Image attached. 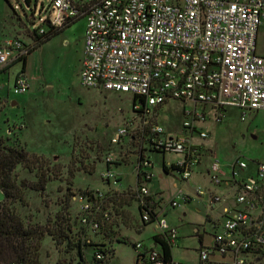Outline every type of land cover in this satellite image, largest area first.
I'll return each instance as SVG.
<instances>
[{
	"label": "built area",
	"instance_id": "built-area-1",
	"mask_svg": "<svg viewBox=\"0 0 264 264\" xmlns=\"http://www.w3.org/2000/svg\"><path fill=\"white\" fill-rule=\"evenodd\" d=\"M41 11L46 28L31 32L38 37L84 22L78 73L84 88L132 97L131 115L109 143L128 141L136 155V184L130 194L140 220L153 225L156 236L171 249L178 234L157 213V201L151 197L155 174L148 153L176 155L168 167L186 182L201 163L203 142L196 140L208 138L200 125L209 118L220 124L231 108L240 111L241 120L247 112L264 111V52H256L264 0H50ZM29 50L19 38L0 42V71L21 65ZM4 87L0 84V91ZM10 90L15 95L29 90L23 70L15 74ZM169 101L184 104L180 135L168 134L158 123V109ZM102 158L106 170L101 181L116 187L111 157ZM227 167L223 169L212 155L207 172L209 183L224 187V194L194 188L195 196L209 195L211 206L221 205L211 243L197 249L198 263L264 264V162L250 166L236 158ZM84 192L89 194L78 197L76 222L94 237L111 221L112 210L108 194ZM179 197L167 206L179 208L189 200L182 193ZM133 249L138 264H180L168 259L160 244L147 247L136 242ZM107 256L99 250L94 253L96 260Z\"/></svg>",
	"mask_w": 264,
	"mask_h": 264
},
{
	"label": "rangeland",
	"instance_id": "rangeland-1",
	"mask_svg": "<svg viewBox=\"0 0 264 264\" xmlns=\"http://www.w3.org/2000/svg\"><path fill=\"white\" fill-rule=\"evenodd\" d=\"M49 1L30 0L26 3L25 0H0V39L19 38L22 42L29 43L32 39L31 32L40 27L46 28L44 24L46 15L41 8ZM83 25L84 22L81 20L75 22L68 31H62L47 44L33 51L30 70L27 72L30 81L28 94L15 95L12 90L7 94L4 88L1 92L8 100L7 103L0 105V149L5 146L20 147L16 145L15 138L16 135L20 138L24 133L25 130L17 128V125L24 121L27 125L25 132L30 136V142L49 147L51 158H46V167L51 175L56 172L54 166L57 164L61 170L57 180L48 182L43 195L25 190L23 203L16 202L11 206L25 226L44 225L48 219L53 224L55 214L60 210L67 194H74L77 197L76 200L70 197L71 218H76L79 213L78 197L82 196L84 191L111 194V198L108 195L107 206L113 202L115 195L112 194L117 187L110 184V189L106 190L104 188L107 185L101 181V175L106 170L103 155L111 157L112 167L124 164L117 168L122 175L120 185L123 188L133 187L135 183L134 169L129 164L127 156L130 145L125 141L120 142L118 146L109 143L112 135L131 115L132 97L126 94L100 93L84 88L80 84L78 73L82 59ZM263 30L264 26H261L256 38V52L259 55L264 52ZM0 84L5 86V77L0 76ZM12 101L18 102L19 106L12 107ZM189 107V104H186V108ZM183 110L184 104L178 101L165 103L158 109L159 125L170 135L182 134ZM46 120L51 121L50 126L44 125ZM199 127L207 132L208 138L202 141L194 140L210 146L214 155L224 163L236 158L250 166L264 162V112H247L244 120H241L240 111L231 108L224 113L221 124L209 118ZM148 155L152 159L155 174L153 190L160 188L167 204L171 200L180 201L179 190L183 181L175 171L165 174L162 169V157L165 162H175L178 157L155 152H149ZM91 157L95 159L91 160ZM72 158L76 160L69 164ZM79 161L82 162V166ZM93 166L94 172L91 171ZM69 172L72 175H69ZM14 174L17 184L22 180L27 183L36 181L34 173L21 166L15 169ZM158 175H162V179H159ZM115 178L118 180V177ZM174 184L177 185L176 188ZM1 198L0 192V200ZM135 208L134 203L132 212L136 211ZM182 208L181 205L179 208L171 209L165 217L167 223L177 226L181 236L185 235V238L177 239L179 244L174 247L173 254L182 264H197V253L194 248L198 246V241L193 237L191 225L202 220L207 223V219L203 210L201 211L203 216L201 213L195 215V209L200 210L201 206L194 204L188 211L189 217L182 220L181 224L178 218ZM136 215L138 216L137 212ZM112 223L116 225L117 222L114 219ZM151 228L145 231L144 239L150 236ZM205 229L209 231L208 233L211 232V228L206 226ZM135 237L134 233L127 238L128 240L112 242L113 252L102 263L92 261V248H88L94 244H101V241H96V238L94 241L89 239L88 242L85 241L88 247H84L83 250L86 260L90 264H135L132 246ZM71 251V246L65 247L64 244L56 246L51 237L45 235L39 246L38 264H74L76 258Z\"/></svg>",
	"mask_w": 264,
	"mask_h": 264
},
{
	"label": "trees",
	"instance_id": "trees-1",
	"mask_svg": "<svg viewBox=\"0 0 264 264\" xmlns=\"http://www.w3.org/2000/svg\"><path fill=\"white\" fill-rule=\"evenodd\" d=\"M29 1L30 0H25L26 3H29ZM72 24L66 25L60 29H50L42 37H38L35 33H32L33 44L30 47L29 54ZM24 62L25 59L22 65L23 70ZM75 160L76 159L72 158L69 164H73ZM79 162L82 166V162ZM18 166H21L28 172L34 173L36 181L27 183L22 180L20 184H17L15 182L14 172ZM69 166L67 171H69ZM54 168L56 172L52 176L46 167V158L30 154L20 147L5 146L0 149V192L2 193V201L0 202V264L11 262L38 264L39 246L45 235L51 237L56 246L63 244L65 247L71 246V252L74 253L73 256L76 258L74 264H90L86 260L83 251L84 247H88L85 241L88 242L90 238L85 229L77 224L76 218H71L69 213L70 197H74V194L65 195L60 210L55 214L53 224H51L48 219L44 225L25 226L21 217H19L11 207L16 202L23 203V194L25 190L35 191L43 195L48 182L57 180L61 175L60 166L57 164ZM91 168L92 170H90L94 172V166ZM163 170L166 171V168L163 167ZM70 172L69 175H72ZM85 194L87 195L89 193L84 192L82 195ZM110 224L111 222L103 224L100 232L96 236L101 235ZM152 239L154 243L161 245L166 257L170 259L172 257L170 247L161 240L159 236L155 235ZM117 241L119 242L122 240ZM88 248H92V261L94 263L105 262L108 257L107 256L104 260H96L94 257L96 250L106 255H110V253L113 252L103 244H94ZM136 264H138L137 257Z\"/></svg>",
	"mask_w": 264,
	"mask_h": 264
},
{
	"label": "crops",
	"instance_id": "crops-1",
	"mask_svg": "<svg viewBox=\"0 0 264 264\" xmlns=\"http://www.w3.org/2000/svg\"><path fill=\"white\" fill-rule=\"evenodd\" d=\"M73 24L70 27H68L67 29H65L64 32L68 31L73 26ZM83 33H84V25H83L82 36H81L82 43H83ZM3 40H5V38L0 39V42H2ZM30 40L31 41L29 43H24V42L23 43L26 44L27 46L31 47L33 43H32V39H30ZM49 41L45 42L44 44H42L39 47L44 46ZM34 52L30 53L27 56V58L25 59L24 70L22 69L23 68L22 67L23 63H22L21 65L15 64V65L8 66L7 68L0 71V76L5 77L6 84L4 87V89H5L4 91L7 94H8V91L10 90V87L13 83V79H14L15 74L19 70H23L25 72L27 79H28V82H29V90L27 91V94H28V92H30V81H29V77H28L27 72H28V69L30 70V62L32 59V54ZM47 89H49V88H47ZM2 91L3 90L0 91V105L3 103H7V100H8L7 96L5 98L4 94L1 93ZM25 94H23V95H25ZM11 106L12 107H15V106L18 107L19 104H18V102L16 103V102L12 101ZM261 112H264V111L251 112V113H261ZM44 125L50 126L51 121L50 120L44 121ZM18 127L21 130L22 129L25 131L27 130V125L24 121L23 122L21 121L17 125V128ZM25 131L21 135L20 138L18 135H16V138H15L16 145L20 146V148L24 149L25 151H27L30 154H35L37 156H42L44 158H51V152L48 151L49 147L45 144L35 145V143L30 142L31 138ZM125 142L127 143L128 141L125 140ZM202 144H203L204 150H203V154H202V158H201V163L196 168L191 179L186 181V182H182V186H181L182 191H181V189L179 190L180 193H182L185 196H188L189 200L183 206L182 212H181L180 217L178 218V221L181 224H183L182 220L189 217L190 214L188 215V211L190 210V208L194 204L201 206L200 210L198 208L195 209V213H196L195 215L200 214L201 211L203 210V213L205 214V218L207 219V223H205V221L202 220V222L200 221L198 223H194L193 225H191L193 237H195L198 241V246H196L194 248L196 253H197V249L201 245H208L211 243L212 234L215 232V222H217L220 219L221 205H217L215 207L211 206L209 204V200H210L209 195H205L203 197L195 196L194 188L196 186H202L206 190L213 192L215 194H224L226 192L224 187H214L209 183L208 177H207V172H208L209 165L212 161V155H214V153H213L210 146H207L204 143H202ZM103 156H105V155H103ZM127 156H129V159H128L129 164H131L133 169H134V165L136 164V155L134 154L131 147H130V151H129ZM163 158L164 157H162V169H163V167H165L166 171H164V170L163 171L165 174H168L170 171H172L168 167V164H172L173 162L172 161L165 162V159H163ZM94 159H95L94 157H91V160H94ZM150 159H151V157H150ZM151 161H152V159H151ZM220 161L222 163L223 169H228V167H227L228 162L224 163L221 159H220ZM123 165H124L123 163H122V165H119L117 167H112L113 166L112 165L111 166L112 168H110V170H113L118 177V185L116 186L117 188L116 189L113 188L115 190V192L112 194V195H115L114 201L108 204L110 206V209L112 210L111 212H113L112 213L113 218L111 219V223L114 219L117 223H116V225H113V223H112L109 226H107L105 231L101 235H98L96 237H91V236L89 237L92 241H94V238H96V241L97 240L101 241V244L110 248L112 251H113V249L111 247L112 242L117 241V240H122V241L125 239L128 240L127 238L134 233L136 234V237L133 239L132 245L136 242H142L147 247H150L154 244L152 238L156 235V229L153 225H145L141 222V220H139L140 219V211H139L137 202L133 198L132 194H130V191H132L134 189L135 184H136V175H135V183H134L133 187L123 188L120 185L122 175L119 174L117 168H120ZM250 168L252 169V167H250ZM153 173H154V171H153ZM134 174H135V172H134ZM162 177H163L162 175H158L159 179H162ZM153 180H152L151 186H150V194H151V197L153 198V200L157 201L156 206H155L158 209L157 213L158 214L161 213L165 217H167L168 211H170L172 208L167 206V203H165V197H164V194L160 188L157 187V189L155 188V190H153V188H154ZM106 185L107 186L104 189H106V190L110 189V185H108V184H106ZM173 186L175 188L177 187L176 184H174ZM108 195L110 196V198L112 197L111 194H108ZM1 201H2V198H1L0 202ZM134 203L136 206V208H135L136 211L132 212V206ZM228 204L231 205V203H228ZM136 212H137L138 216L136 215ZM134 213H135V215H134ZM203 213H201L202 216H203ZM137 217H139V219ZM168 225L171 228H175L177 230V234H178L177 239L185 238V235H182V236L180 235V233L177 229V226H173L171 223H168ZM206 226L211 228L210 233H208L209 231H206V229H205ZM149 227H152L151 228V234H149L150 236L147 237L148 239L147 238L144 239L145 237L143 238V236L146 235L145 231H147V228H149ZM123 229H124V231H123ZM146 240H148V242ZM178 244L179 243L176 240L175 245L171 248V256H172V259H174L175 261H178L180 264H182L177 258L174 257V254H173L174 247H176ZM135 258H136V256H135ZM135 261H136V259H135ZM197 264H199L198 259H197Z\"/></svg>",
	"mask_w": 264,
	"mask_h": 264
}]
</instances>
